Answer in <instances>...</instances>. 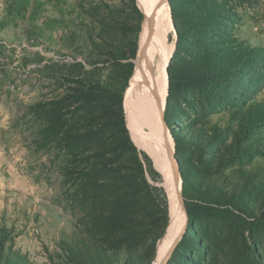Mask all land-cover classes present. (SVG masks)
Returning <instances> with one entry per match:
<instances>
[{
  "label": "rangeland",
  "instance_id": "obj_1",
  "mask_svg": "<svg viewBox=\"0 0 264 264\" xmlns=\"http://www.w3.org/2000/svg\"><path fill=\"white\" fill-rule=\"evenodd\" d=\"M167 4L171 18V8L184 15L181 48L168 66L173 95L169 113L165 102L164 121L174 157V140L194 144L190 152L181 150L189 168L187 205L208 199L202 187L207 181L224 183L227 176L243 178L245 185H237L244 195L238 205L242 238L231 223H217L226 221L222 217L216 222L222 234L213 238L206 232L212 251L184 244L179 257L172 259L174 249L166 264H264V186L256 183L264 177V160L247 156L255 152L249 149L264 152V0ZM144 19L137 0H0V264H75L67 247L86 228L89 203L80 180L63 172L74 144L83 141L67 139L71 117L62 110V98L84 100L77 89L82 82L97 86L107 80L127 123L124 98ZM172 40L168 35V45ZM248 111L260 120L235 126L231 117L243 119ZM245 125L249 131L241 135L239 126ZM237 145L244 148L242 157L228 159L227 152L222 157L227 162H216L214 151ZM136 149L169 223L162 174ZM214 195L215 207L225 210L228 196ZM156 247L142 249V264H152Z\"/></svg>",
  "mask_w": 264,
  "mask_h": 264
},
{
  "label": "trees",
  "instance_id": "obj_2",
  "mask_svg": "<svg viewBox=\"0 0 264 264\" xmlns=\"http://www.w3.org/2000/svg\"><path fill=\"white\" fill-rule=\"evenodd\" d=\"M173 26L177 34L176 54L181 48L182 32L179 28L180 19L184 17L180 11L171 8ZM138 49V48H137ZM171 62V61H170ZM228 66V65H226ZM223 68L227 71V67ZM169 84V95L166 101V112H170L173 86ZM211 73H209V76ZM211 77V76H210ZM79 92L84 100L77 101L74 96L62 98L63 111L70 112V123L68 126V141L70 144L79 140L81 144H74L69 160L63 168L64 175L69 174L75 181L81 182L83 200L88 202V213H86V228L81 236H74L72 243L67 247L70 260L77 263L80 259H93L96 264H142L141 251L152 245V249L161 239L168 224V213L166 206L160 207L153 196V191L145 177L140 154L132 143L124 116L120 106L116 104L113 97L116 95L114 86L107 80H102L99 85L93 86L89 81L80 84ZM99 97V98H98ZM63 111H60L61 113ZM264 111V110H263ZM252 111L243 119L234 120L238 123L258 122V117H253ZM264 113V112H263ZM264 119V114H262ZM229 120V121H231ZM229 124V127H235ZM214 127H219L215 124ZM243 134H247L249 126H239ZM217 131V128H215ZM48 132V131H47ZM46 132V133H47ZM179 171L182 178V195L188 216L185 234L176 246L172 259L179 257V248L184 244H197L213 250L212 240L207 239L206 232H210L213 238L224 232L219 225L231 223L237 229L238 237L242 238V225L238 216L239 202L244 200V195L239 193V186L245 185L243 178L231 179L227 177L224 183L215 180L203 183L207 200L199 199L193 203L195 207L187 205L186 192L189 182L186 173L189 172L188 161L181 155V150L189 152L194 149V144H186L185 141L174 140ZM79 146V147H78ZM188 147V148H187ZM261 148H264L261 147ZM251 155L264 160V152L260 148H254ZM229 152L228 159L242 157L244 148L237 145L231 148H222L214 151L216 162L222 161L224 153ZM72 180V178H71ZM72 180V183H74ZM264 177L256 180V183L264 186ZM238 185V187H237ZM228 196L225 210L215 207L216 197L214 194ZM219 196H217L218 198ZM214 203V204H213ZM231 213V214H230ZM231 215V216H230ZM225 217L226 221H222ZM237 221L234 222V221ZM218 224H217V223ZM85 223V222H83ZM124 254L120 258L119 254Z\"/></svg>",
  "mask_w": 264,
  "mask_h": 264
},
{
  "label": "bare ground",
  "instance_id": "obj_3",
  "mask_svg": "<svg viewBox=\"0 0 264 264\" xmlns=\"http://www.w3.org/2000/svg\"><path fill=\"white\" fill-rule=\"evenodd\" d=\"M137 3L145 19L134 61L135 69L125 93L124 109L135 144L152 159L163 177L170 223L157 244L155 264H166L187 226V211L185 208L184 212L179 198L182 183L180 181L178 185L173 178L178 166L173 159L168 129L162 121L168 89L166 65L175 45L174 24L167 0H137ZM168 35L173 36L169 45Z\"/></svg>",
  "mask_w": 264,
  "mask_h": 264
},
{
  "label": "water",
  "instance_id": "obj_4",
  "mask_svg": "<svg viewBox=\"0 0 264 264\" xmlns=\"http://www.w3.org/2000/svg\"><path fill=\"white\" fill-rule=\"evenodd\" d=\"M171 19H172V18H171ZM172 23H173V22H172ZM141 29H142V28H141ZM174 37H175V45H174V52H175V49H176V42H177V34H176L175 29H174ZM172 56H173V55H172ZM172 56H171L170 60H168V62H167V65H166V71H167V68H168V66H169V64H170V61H171V59H172ZM167 76H168V75H167ZM167 78H168V77H167ZM167 93H168V91H167ZM166 97H167V95H166ZM165 102H166V100H165ZM162 121H163L164 126L167 128V125H166V123H165V121H164V112L162 113ZM126 125H127V123H126ZM173 159H174L175 163H176L177 166H178L177 160H176L175 157H174V152H173ZM173 178H174V180L176 181V183H177L178 185H179L180 181H181V183H182V178H181V173H180V171H179V167H178V170L175 171V172L173 173ZM179 198H180V203H181V205H182V208H183V210H184V212H185V203H184V198H183V195H182V191L179 192ZM169 223H170V216H169ZM169 223H168V226H167L166 232H167V230H168ZM166 232H165V234H166ZM165 234H164V235H165ZM184 234H185V231H184ZM184 234H183V235H184ZM164 235H163V237H164ZM163 237H162V238H163ZM162 238H161V239H162ZM161 239H160V240H161ZM157 257H158V245H157V248H156L155 258H154V260L152 261V264H155V263H156Z\"/></svg>",
  "mask_w": 264,
  "mask_h": 264
}]
</instances>
